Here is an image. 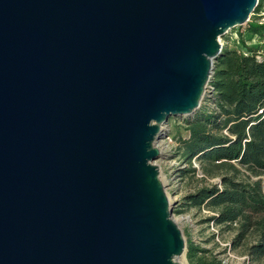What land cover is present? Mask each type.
Instances as JSON below:
<instances>
[{
	"label": "water",
	"instance_id": "1",
	"mask_svg": "<svg viewBox=\"0 0 264 264\" xmlns=\"http://www.w3.org/2000/svg\"><path fill=\"white\" fill-rule=\"evenodd\" d=\"M258 5L0 0V264H182L158 141Z\"/></svg>",
	"mask_w": 264,
	"mask_h": 264
},
{
	"label": "trees",
	"instance_id": "2",
	"mask_svg": "<svg viewBox=\"0 0 264 264\" xmlns=\"http://www.w3.org/2000/svg\"><path fill=\"white\" fill-rule=\"evenodd\" d=\"M264 0H259L255 14H260ZM246 30L264 36V22L249 21ZM239 52L222 49L215 59L208 83L210 92L203 105L191 117L184 118L189 136L178 137L175 151L187 168L180 177L199 172L203 185L185 196L186 204L207 207L208 218L216 226L236 230L233 248L244 247L250 261L264 262V59L258 48L249 47L240 37ZM199 169L193 166V159ZM219 177V185H207ZM205 183V185H204ZM183 207V206H181ZM176 206L173 213H178ZM188 256L192 264H230L215 257L196 259L198 249L189 239ZM194 259V260H193Z\"/></svg>",
	"mask_w": 264,
	"mask_h": 264
},
{
	"label": "rangeland",
	"instance_id": "3",
	"mask_svg": "<svg viewBox=\"0 0 264 264\" xmlns=\"http://www.w3.org/2000/svg\"><path fill=\"white\" fill-rule=\"evenodd\" d=\"M256 19L264 22V6L260 14L253 12L250 15V21ZM247 23L230 28L220 36L219 42L222 49L231 48L240 52V37L243 36L244 41H246L249 47L258 48V59L262 61L264 59V36L258 37L250 34L246 30ZM209 92L210 88L208 86L201 101V107L205 104L213 106L212 102L206 101ZM191 116L170 117L167 124L163 126L165 137H162L158 141V145L163 152L161 156L155 159V163L158 164L163 183H168L166 189L170 195V199H172L173 210L176 206H180V211L173 213V217L181 230L184 231L185 240L188 242L191 239L199 250L196 259L204 258V260H210L215 257L221 259L224 263L230 264H264V262L250 261V257L244 252V247L240 246L234 249L232 241L236 235V230L227 229L225 226H216L213 222H209L208 218L214 214L207 207L202 206L201 208H197L185 203L187 201L184 199L185 196L194 193L197 188L203 185V182H199V179L203 176L201 172L195 176L180 177V172L184 168H187V163L185 161L181 162L180 155L175 151L177 138H187L189 136L188 131L184 128V118ZM193 166L198 169L200 167L196 158L193 159ZM218 181L219 177L211 178L208 180L207 185L217 183ZM186 261L188 264H192L189 260L188 251Z\"/></svg>",
	"mask_w": 264,
	"mask_h": 264
},
{
	"label": "bare ground",
	"instance_id": "4",
	"mask_svg": "<svg viewBox=\"0 0 264 264\" xmlns=\"http://www.w3.org/2000/svg\"><path fill=\"white\" fill-rule=\"evenodd\" d=\"M178 261L182 264H188L186 263V258H185V254H183L181 257L178 258Z\"/></svg>",
	"mask_w": 264,
	"mask_h": 264
}]
</instances>
